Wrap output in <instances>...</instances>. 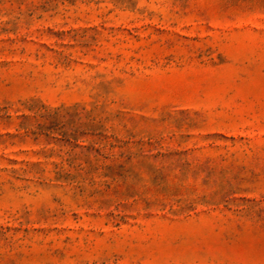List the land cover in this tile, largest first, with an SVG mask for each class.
<instances>
[{
    "label": "rangeland",
    "instance_id": "obj_1",
    "mask_svg": "<svg viewBox=\"0 0 264 264\" xmlns=\"http://www.w3.org/2000/svg\"><path fill=\"white\" fill-rule=\"evenodd\" d=\"M0 264H264V0H0Z\"/></svg>",
    "mask_w": 264,
    "mask_h": 264
}]
</instances>
